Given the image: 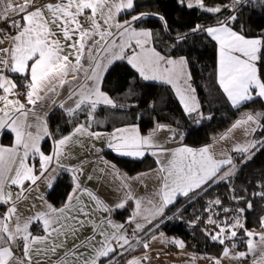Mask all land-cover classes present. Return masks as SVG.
Listing matches in <instances>:
<instances>
[{
  "label": "snow or ice",
  "instance_id": "6c2138e0",
  "mask_svg": "<svg viewBox=\"0 0 264 264\" xmlns=\"http://www.w3.org/2000/svg\"><path fill=\"white\" fill-rule=\"evenodd\" d=\"M235 2L239 3L240 0ZM260 2L264 5V0ZM180 3L188 8H202L209 13L221 10L220 7L206 5L204 0H195V5L189 0H180ZM133 7L134 0H0V21L5 26L0 29V44H4L5 39L10 40L8 46L0 47V133L9 130L14 133L10 146L0 145V204H10L0 214V264H33V253L36 256H47L49 252L55 254L66 247L69 238L76 240L77 234L86 224L91 225L93 233L83 241L74 243L65 252V257L70 255L74 258L71 264H113V257L122 255L119 249L125 245L131 247L125 224H131L141 216L150 224L154 219L163 217L165 209L173 205L177 197H189L197 189L203 190L210 181H225L234 175L232 169L224 170L225 165H233L232 158L217 159L212 151L213 145L199 148L187 145L175 148L157 146L153 136L157 130L166 127L164 125H157L148 136H142L136 125L116 128L110 134L107 147L121 156L142 158L149 149L158 148V152H152V155L160 157L157 160L160 186L154 194L158 202L149 199L147 203L150 207L142 208V200L136 199L135 210L124 223H116L110 216L96 223L91 219L94 211L110 213L113 209L77 182L62 206L57 208L46 203L45 211L38 212L35 217L21 224L17 215V202L22 203L27 199L25 193L31 186L37 185L45 173L50 169L55 171L54 165L60 163V157L66 154L65 149L72 143L73 137L88 135L99 139L103 135L83 123L77 124L70 135L56 139L53 151L46 155L41 150V142L51 137L52 133L44 119L47 113L36 109L37 103L45 99L41 92L56 94L68 85L64 95L59 100L52 99L51 103L58 104L69 117L83 113L88 120H94L98 106L118 107L102 90V85L109 67L116 61H126L143 80H159L172 85L184 111L202 117L196 89L190 83L192 77L186 58L173 59L162 55L152 46V31L137 29L135 22L148 14L141 13L130 20L118 19L122 12ZM228 20L235 21L236 16H230ZM12 30L15 34H12ZM193 31H204L217 43L218 82L233 107L239 108L255 97L264 99V33L246 36L243 29L236 31L224 21L212 27L197 25ZM13 74L20 78L19 87L24 91H18ZM260 116L264 114L245 113L232 127H241L249 122L259 124ZM171 139H177L176 135ZM256 143L237 147L234 151L248 153L250 148L256 147ZM30 157L33 160L38 157L39 168L35 163H29ZM112 167L115 168V165ZM78 171L82 172L83 169ZM26 182L29 188H25ZM12 186L19 189L15 199L10 190ZM48 187H52L51 181ZM84 195L95 201V208L89 209L81 200L80 197ZM253 195L264 198V192ZM128 199L132 197L129 195L116 208H124ZM211 203L221 205L222 201L216 199ZM246 207L252 208L251 201H246ZM221 210L224 213L232 211L227 207ZM206 211L210 212L211 207ZM236 212L240 215L223 220V226L209 216L207 223L216 225L218 231L214 234L209 232L208 235L213 241L224 245L223 257L231 255L232 258L245 259L252 256V264H264V231L245 228L241 222L245 208H238ZM13 217L15 224L10 227ZM33 221L42 222L45 235H33L30 231ZM104 225L111 231L105 229ZM260 226L264 229V216L260 217ZM144 227V224L135 223L133 231L143 230ZM240 230L246 237L240 239L247 252L233 253L231 249L237 247L236 239ZM97 236L102 239L97 240ZM225 240L231 241L230 246L225 244ZM172 242L179 248L185 246L181 240L173 239ZM143 247L147 249L148 243L144 242ZM80 249H87L94 254L86 255ZM17 252L23 255L19 256ZM147 259V256L143 258ZM36 264H46V261L37 260ZM61 264L69 262L65 259ZM125 264H142V260L134 257L125 261ZM213 264H221V260L213 258Z\"/></svg>",
  "mask_w": 264,
  "mask_h": 264
},
{
  "label": "trees",
  "instance_id": "16d2710c",
  "mask_svg": "<svg viewBox=\"0 0 264 264\" xmlns=\"http://www.w3.org/2000/svg\"><path fill=\"white\" fill-rule=\"evenodd\" d=\"M204 3L210 7H220L221 10L209 13L196 6L188 8L180 0H134L133 9L122 15V18L130 20L132 16L148 14L135 22V26L152 29L153 44L164 55L187 58L191 82L199 96V112L203 114L202 117L197 113H186L170 85L145 81L126 61H118L109 68L102 85L118 107L99 106L94 114L95 119L90 122L93 130L112 131L137 124L142 132L147 133L157 124L165 123L174 127L177 140L191 147H202L215 142L244 113L264 114V102L259 97L239 108L231 105L218 82L217 43L206 32L193 31L197 25L211 27L224 21L237 31L243 29L246 36H259L264 33V5L260 0H240L239 3L235 0H204ZM233 15L236 20L229 21L228 17ZM160 17L164 19L161 20ZM16 78L20 85V78ZM120 105L123 107H119ZM86 120L83 113L69 117L64 110L54 107L48 114L52 136L44 140L43 150L51 153L56 139L69 134L77 124ZM181 136L182 139L179 138ZM254 136L256 142L264 141V116L260 117V127ZM2 141L10 143L12 135L5 133ZM106 154L130 174L157 165V160L151 155L133 159L111 150H107ZM236 163L234 175L227 180L210 181L203 190L197 189L189 197H179L167 208L163 222L158 227H153L142 240L119 251L122 255H115L113 264H124L147 250L143 243H148L152 235L161 233L193 242L198 255L221 256L224 245L213 241L208 235L209 232L214 234L218 228L207 223V220L211 216L217 224L223 226V220L240 215L236 212L238 208H245L241 219L245 228H260V217L264 216V198L253 193L264 192V143H256V147L250 152L238 156ZM224 170H228V166ZM73 188L74 176L70 171L64 170L46 195L55 206H62ZM216 199L222 201L221 205L211 203ZM246 201H251V209H247ZM209 207L210 212L206 211ZM224 207L232 211L224 213L221 210ZM132 211V205L128 204L124 208L115 209L112 217L124 222ZM4 212V207L1 206L0 214ZM240 238L246 239L243 237V230L238 231L235 250L246 249ZM225 244L230 246L231 241L225 240Z\"/></svg>",
  "mask_w": 264,
  "mask_h": 264
},
{
  "label": "crops",
  "instance_id": "0c3cea01",
  "mask_svg": "<svg viewBox=\"0 0 264 264\" xmlns=\"http://www.w3.org/2000/svg\"><path fill=\"white\" fill-rule=\"evenodd\" d=\"M19 2H22V0H19ZM131 10H127V11L122 12L120 14V16L118 17V19L129 20L127 18H122V15L127 13V12H130ZM1 22L2 21H0V24H1ZM215 26H217V25H215ZM85 27H87V25H85ZM0 29H1V26H0ZM137 29L138 30L139 29H146V30L152 31V33H153V30L150 28H137ZM12 34H15L14 30H12ZM9 43H10V40L5 39L4 44H0V47H6L9 45ZM151 43H152V46H154L153 40L151 41ZM161 54L164 55L162 52H161ZM169 57H171L173 59H179L180 57L186 58L185 56H169ZM217 59H218V45H217ZM186 60H187V58H186ZM116 62H118V61H116ZM116 62H114L113 64H115ZM187 68H188V71L190 72L188 64H187ZM106 73H105V75H106ZM12 78L14 80H16V82L18 84V91H24V89L22 87H19V83L17 81L15 74L12 75ZM150 82L164 83L163 81H159V80L150 81ZM190 83L192 84L191 81H190ZM164 84H167V83H164ZM170 86L175 92V89L172 87V85H170ZM192 86H193V84H192ZM67 87H68V85H65V88L59 89L58 93H56V94L48 93L46 95L44 92H41V95L45 96V99L42 101H39L36 105L37 111H39L41 113H44V112L47 113V115L44 117V119H46V121H47L48 128H49L50 132H51V130H50L49 123H48V114L54 107L58 106V104H52L51 100L52 99L59 100L60 97H62L64 95V91ZM102 90H103V88H102ZM195 94L197 96V99L199 100L197 90H196ZM255 98H257V97H255ZM20 99L22 102H25L23 97H20ZM262 100L264 102V99H262ZM244 104H242V105H244ZM242 105H240V106H242ZM253 113H256V112H253ZM258 114H262V112H258ZM29 119H31V117H29ZM90 122H91V120L87 119L86 121L83 122V124H85L86 126L91 128ZM259 122H260V119H259ZM163 124L160 123L157 125H163ZM131 125L137 126V124H131ZM131 125H126V126H122L119 128H124V127H128ZM157 125L149 132L150 133L153 132V130L157 128ZM259 127H260V125H259ZM259 127L256 129V131L259 129ZM164 128H168V127H164ZM91 130L95 131V132L103 133V135H101V137L99 139H96L94 137H90L88 135H83V136L76 135V136H74L72 143H70L65 149L66 154L62 155V157H60V163L57 165H54L55 171H52L50 169L48 173H45V177H42L39 181H37V185L31 186L30 188H29V184L26 182L25 188H29V191H27L25 193V196L27 197V199H24L22 201V203L19 201L17 202V207H18L17 215H19V217H20L21 224H23V222H25V220H27L28 218L35 217L38 212L45 211L46 210V203L52 204L53 206H55L48 199L46 194L54 186L57 178L59 177V175L64 170L70 171L73 174L74 186L77 182H79L82 188H87L90 191H92L100 200H102L107 206H109L113 209L110 213L104 212L103 210L94 211L92 213L91 219L95 220L96 223H99L102 218L109 217V216L116 223H124L125 221L120 222V221L114 220L112 215H113V211L115 209H118V208H116V205L118 203L124 201L129 195L132 197V199H128L127 203L125 205L131 204L133 211L135 210V200L136 199L142 200V208L150 207V205H148V203H147L149 199L153 200L154 203L158 202V197H156L154 195L155 193H157L159 191V186H160V181L158 179V171H157L158 170V164L152 168H149L147 170H143V171H140V172H137L134 174L128 173L121 166H119L116 162H114L112 159H110L106 154L107 150L113 151L112 149L107 147V143L110 139V134L114 130H112V131H97V130H93L92 128H91ZM139 130H140V134L142 136H148V134H150L149 132H147V133L142 132L140 128H139ZM166 130L168 131V133H172L171 136H169L170 138L167 140H164L163 142H160V141L154 142L157 146L162 145L165 148H175V147H178L181 145H186L180 140L171 139L175 133L174 129L171 128V129H166ZM73 131H74V129L67 135H70ZM5 133H10L12 135V141L10 143H4L2 141V137ZM67 135H65V136H67ZM254 135H255V133H254ZM46 138H48V137H46ZM13 140H14V133H11L10 130L5 131L3 133H0V145L10 146L13 143ZM44 140L41 142V150L42 151H44L43 150ZM252 143H253V141L249 142L248 145H250ZM217 144H219L217 141L209 144V145H213L212 151L213 150L217 151V154H215L216 158L217 159H225L227 157H231L233 160L234 167H233V165H225V166H228V169L233 170L236 167L234 155L236 153H239V154H243V153L234 151L235 148H231V150L229 149L226 152H221L219 150V149H221L220 148L221 144L220 145H217ZM215 146H217V149H214ZM189 147H191V146H189ZM193 148H199V147H193ZM53 149H54V147H53ZM252 149L253 148H250L249 151H251ZM113 152H115V151H113ZM152 152H158V148L149 149L146 152L145 156L151 155V156L155 157L156 160L160 159L159 156L152 155ZM45 154L47 155L50 153L45 152ZM125 157H127V156H125ZM129 158H133V157H129ZM133 159H140V158H133ZM29 163L30 164L35 163L37 168L40 167V165L38 163V157L35 160H33L30 157ZM61 165H62V167H61ZM112 165H115V168H113ZM78 169H83V171L80 172V171H78ZM38 174L39 173H37V175ZM90 176L92 177V179H89ZM50 181L52 182L51 188L48 187V184ZM10 190L12 191L13 198L15 199L16 193L19 191V189L16 186H12ZM41 196H43V199H41ZM80 198H81V200L84 201L85 204H87L89 206V209H93L96 207L95 201L90 200L86 195L81 196ZM178 198L179 197H177V199ZM1 206L4 207V210L6 211L7 208L10 207V204L9 205L0 204V207ZM55 207H57V206H55ZM58 207H60V206H58ZM167 208L165 209V214H166ZM133 211H132V213H133ZM165 214H164V216H165ZM164 216L154 219L152 221V223H150V224L147 223L142 218V216L137 217L136 220L131 224H125V228L127 230L126 234L128 235V238L130 240V245H133L137 241L142 240L147 234L150 233V231L152 230L153 227H156V225L160 223V221L164 218ZM81 219H84V217L81 216ZM135 223L144 224L145 225L144 229L143 230H135V232H134L133 230L135 229ZM14 224H15V217H13L12 222L10 223L9 226L13 227ZM104 228L111 231V229L108 228L107 225H104ZM30 231H32L33 235H45V233L42 230V222L33 221V224L30 226ZM92 233H93V229H92L91 225L86 224V226L81 229L80 233L77 234L78 238L76 240L69 238L68 242L66 244V247L58 250L55 254H52L49 252L47 256H45V255L36 256L33 253V264H36L37 260L46 261V264H61V261L65 260V259L69 262V264H71V261L74 258L70 255L68 257H65V252L68 249H71L72 245L74 243H79L80 241H83L86 236H89ZM153 237H155V239H153ZM99 239H102V238L97 236V240H99ZM173 239L178 240L177 238H172L171 236H164L161 234L152 235L149 242H148L149 247L147 248V250L133 256L129 260L133 259L134 257L141 258L142 264H213V258H218L221 260V264H252V259H253L252 256H249L245 259H236V258H232L231 255L227 258L223 257L222 255L221 256H214V257L213 256L198 255L196 253V250H195V244L191 245L190 243H184V245H185L184 248H179L175 243L172 242ZM57 243H59V240L57 241ZM114 244H115V242H114ZM98 246L99 245H97V247ZM34 247L44 248V247H46V245H35ZM128 247H130V246L125 245L123 249L128 248ZM123 249H119V251L121 252ZM79 251H84L86 255L94 254V253H91L87 249H80ZM241 251L247 252L246 250L231 249V252H233V253L241 252ZM17 255L22 256L23 253L17 252ZM145 256L148 257L147 260H143V258ZM81 259H83V258H81ZM114 259H115V257H113V260Z\"/></svg>",
  "mask_w": 264,
  "mask_h": 264
},
{
  "label": "rangeland",
  "instance_id": "374dc122",
  "mask_svg": "<svg viewBox=\"0 0 264 264\" xmlns=\"http://www.w3.org/2000/svg\"><path fill=\"white\" fill-rule=\"evenodd\" d=\"M189 2H192L195 5V0H189ZM246 113H251V114H254V115L258 114V112H256V113L246 112ZM244 115H245V113L238 120H240L242 117H244ZM163 125H165L168 128H162L160 130H157L155 132V135L153 136V141L154 142H157V141L163 142L164 140H167V139L170 138L169 136H171L172 133H168V131L166 129H171V128L174 129L173 126L170 125V124H165V123ZM259 125H260V122H259V124L254 123V122H249L247 125H244V126H241V127H236V128H233L232 127L233 125H232L229 129H227L216 140L219 143L217 145H220L221 144V147H220L221 149H219V150L221 152H226L229 149L231 150V148H237V147H240V146H247L249 144V142H251V141H253V143H256L254 133H256L255 131L259 127ZM253 129H255V130L253 131ZM152 133L153 132H151L150 134H152ZM150 134H148V135H150ZM221 137H226V138L222 139ZM214 149H217V146H215ZM213 151L215 152V154H217V151L216 150H213ZM240 155L241 154H239V153H236L234 155V160H235V164L236 165H237L236 159ZM249 230H254L256 232H262V231H264V229H262L261 227L260 228H251ZM171 237L172 238H177L178 240H181L184 243H190L191 245H194L193 242L184 241V240H182L179 237H176V236H171ZM245 250L247 251V248Z\"/></svg>",
  "mask_w": 264,
  "mask_h": 264
},
{
  "label": "built area",
  "instance_id": "2783aa9c",
  "mask_svg": "<svg viewBox=\"0 0 264 264\" xmlns=\"http://www.w3.org/2000/svg\"><path fill=\"white\" fill-rule=\"evenodd\" d=\"M0 26H1V29H4V27H5L3 22H1ZM5 31H7V29H5Z\"/></svg>",
  "mask_w": 264,
  "mask_h": 264
}]
</instances>
